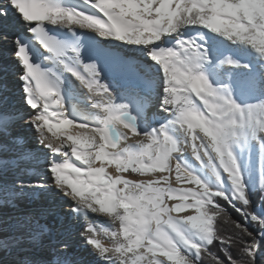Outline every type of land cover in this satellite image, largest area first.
Returning a JSON list of instances; mask_svg holds the SVG:
<instances>
[{"label": "snow or ice", "instance_id": "1", "mask_svg": "<svg viewBox=\"0 0 264 264\" xmlns=\"http://www.w3.org/2000/svg\"><path fill=\"white\" fill-rule=\"evenodd\" d=\"M82 2L91 11L53 0H0V20L22 24L50 54L45 59L56 61V71L42 69L19 36L12 40L23 107H6L0 100V154L11 155L14 166L35 159L27 136L18 131L24 127L51 157L46 176L3 187L2 203L14 204L28 192H51L67 202L66 215L85 216L78 235L94 264H258L264 250V215L252 207L232 145L250 134L264 147V96L242 104L233 95L231 71L224 69L249 66L231 56L214 59L206 43L184 38L181 30H210L250 48L264 62V0ZM47 25L68 28L72 36L50 35ZM77 28L147 48L163 73L162 123L140 129L136 121L153 100L135 87L120 91L110 87L105 70L108 60L119 53L109 45L85 54ZM173 34L179 37L175 47H152ZM44 52L38 50L36 56L43 57ZM72 88L82 91L96 111L75 118L77 114L65 105V94ZM76 127L80 136L67 132ZM182 145L191 147L197 161L211 166L215 180H230L235 194L213 190L187 170L178 159ZM73 157L86 167L70 162ZM112 164L119 175L107 172L106 166ZM0 166L7 169L9 163L0 160ZM129 170L147 179L129 180L123 176ZM261 189L264 199V181ZM225 205L243 219H233ZM88 213L103 217L109 226L97 230ZM218 221L224 222V230ZM193 229L202 234L200 239L190 238L197 234ZM0 235V249L42 250L40 264H83L68 240L58 238L43 211L0 222ZM235 248L239 256L233 255ZM21 264L38 260L25 253Z\"/></svg>", "mask_w": 264, "mask_h": 264}, {"label": "bare ground", "instance_id": "2", "mask_svg": "<svg viewBox=\"0 0 264 264\" xmlns=\"http://www.w3.org/2000/svg\"><path fill=\"white\" fill-rule=\"evenodd\" d=\"M9 21L11 20V18L8 19ZM19 26L22 28V24L18 23ZM17 25V24H16ZM18 27V25H17ZM184 30V29H182ZM12 32H14V29H11ZM216 34V33H215ZM220 37H223L220 34H217ZM3 36V35H0ZM15 38V36L12 38H7L8 44H5L3 40V42L0 41V58H6V56H4V54L2 55V53L4 52H9L8 48H11L13 43L12 40ZM225 38V37H223ZM226 39V38H225ZM230 43L232 45H234L235 47L239 48V43H232L230 41ZM238 45V46H237ZM241 46V45H240ZM241 50L242 49H249L250 48H245L244 46L240 47ZM130 49V48H129ZM134 50L138 51L140 50L142 52V54L146 55V48H141L140 46H134ZM252 51V50H251ZM142 60V62L144 63H150L152 60L150 58L149 55L146 56V58H144L142 55L140 56ZM253 58V64L252 63H245L244 65H248L249 67H239L236 69H232V70H228L231 71L232 74V82L234 85V89L235 91L233 92V95L236 97L237 100H239L242 104L247 102V101H251V100H255V99H259L260 97L264 96L263 94H258L254 92V95L252 94V88H251V83L250 85H248L249 82L247 81H243L240 80L241 76H244V74H250L252 75V73H257L256 76L250 78L251 80H253L254 78L257 80H260L261 77L264 76V71H258L256 65L254 64L255 61H261L257 58V55L254 54L252 56ZM251 59V58H250ZM11 60L7 59L6 64H1L0 65V100L3 101L4 106L6 107H15V108H20V105L18 103H16L17 99L16 98V94H17V86L19 84L17 77H15L16 81H11L14 76H11V74H8V72L10 70H6V71H2L4 69V66H6L7 64H11L12 67H16L18 65V61L16 59V57L13 55H11ZM7 67V66H6ZM259 67L264 69V63H260ZM13 69V68H11ZM226 70V68H225ZM225 72V71H224ZM226 73V72H225ZM163 79V76H162ZM162 81V80H161ZM254 82V81H253ZM254 84V83H253ZM161 89V88H160ZM78 93L82 94L83 97V93L80 92V90H78ZM142 95H146L148 97H150L153 100V103L150 107H148L145 111V114L142 118H140L138 121L141 124V126L144 128V131H147L151 128H155L159 123L163 122V118H162V114L160 113L159 110V101H160V96L162 94V89L160 94L158 93V91L155 93H149V92H144L143 90L140 92ZM84 98V97H83ZM127 97H120V99H126ZM78 97H74L73 94H70L68 97V101L69 104L72 105L71 109L77 114L75 118H79L81 115H87L91 112H95L96 110L91 109L89 104L88 107H84V102H81V105H77L76 103H78ZM21 133H23L25 136L29 137L28 139V147L31 151H33L36 155H35V159L33 160H26L25 162L21 163L19 166H14L13 164V158L11 155H9L8 157H4L3 154H0V160H6L9 163V167L7 169H4L2 166H0V200H4L5 197V193L3 191V187L5 188H10L13 184L14 181L17 180H24L26 178H30V180L32 181L33 176H36L34 178L36 179H40L44 176H46V174L48 173V163H49V159L51 157V153L49 152L48 149L43 148L39 142L35 139V137L32 134V131L22 127L20 130ZM67 132L72 133L74 135L80 136L81 135V130L76 127V128H68ZM178 134V135H176ZM176 137L180 138V134L176 133ZM135 139V138H134ZM133 140H130L129 143H133ZM243 140H248L249 145H248V149H247V157H248V162H251L254 164V166L260 170V168L262 169V167L264 166V147L261 146V142H258L257 140L253 139L251 137V135L249 134L248 136H246L245 138H243ZM198 143V142H197ZM68 144H71V141L68 142ZM182 147H184V152L181 153V155L178 157V159L180 160V162L182 163L183 166L186 167L187 170H190L193 172V174L197 175L199 178H201L204 182H207L206 178L209 176H213L211 172V166L201 162V161H197L195 159V157L191 154V147L190 146H184L182 145ZM39 150L37 153L36 151ZM70 151V149H69ZM59 158H57L58 160ZM70 162H74L76 164V166L78 167H86L83 166V162L82 161H76L75 157L72 158V161ZM100 162L97 161L96 164L98 165ZM106 170L109 174L115 176V175H119L120 173H118L116 171L115 165H108L106 166ZM123 176L129 180H140V179H147V176H134L129 174L128 172L123 173ZM225 182V187L223 191H226L228 189H232L234 194H235V188L234 185L231 184L230 180L226 179V178H222ZM37 181V180H36ZM35 182V181H32ZM217 186V183H216ZM42 198V199H41ZM28 199L33 200L35 202H38V204H43L44 206H47L49 211L52 212V216L51 218L49 217L48 213L46 214L48 221L53 225L54 229L56 230V232L58 233V238L61 240H71L73 238V235H70L69 232L75 230V232L78 230V227L81 228L82 225L84 224L85 221V216L83 214H75L76 216L73 217V219H70L69 215H66V212L68 210V205L66 207H64L63 211L60 212L59 208L54 209V207H60L61 208V202H63L62 200H60L58 197L53 196V194L51 192H46V193H42V192H37L35 194H33L32 192H28L25 196L19 198L16 202L20 203V205H22L20 207V209L18 210V212H16V214L14 216H5L6 212H4L2 219L3 221L6 220V222H8V220H11L12 218H14L15 216H17L20 213L23 212H27L26 210L29 209L28 208ZM59 206H58V205ZM4 205V203H3ZM56 205V206H55ZM54 209V210H52ZM3 213V212H1ZM57 213H60L61 217H64L62 220L59 221L60 216H57ZM261 215H264L263 211L261 212ZM87 219L90 220L93 224L94 227L97 228V230H100L102 228H107L109 225L107 224V222L105 221V219L103 217H95L93 216L91 213H88L87 215ZM2 222V220L0 221ZM75 226H77V229L75 228ZM67 231L68 233H65L66 236H63V231ZM193 232H197V230L193 229ZM202 236V234L198 233L195 236L190 237L191 239H200ZM102 240L106 241V238H104L103 236L101 237ZM77 239L78 241L76 243H72L71 242V246L72 249L74 250L75 253H77L79 255V257L81 258V260L83 261V264H94L93 259L88 255L87 249L84 247L83 245V239L77 235ZM10 249V253L9 257H7L9 259V261H14V264H21L22 262V258L25 255L24 253L26 251L24 250H33V249ZM34 252H31L30 255L37 257L38 260V264H40V258L42 256L45 255V253L40 250V249H36L33 250ZM17 254H20L19 257H15L17 256ZM22 255V256H21ZM16 259H18L19 261H16Z\"/></svg>", "mask_w": 264, "mask_h": 264}, {"label": "rangeland", "instance_id": "3", "mask_svg": "<svg viewBox=\"0 0 264 264\" xmlns=\"http://www.w3.org/2000/svg\"><path fill=\"white\" fill-rule=\"evenodd\" d=\"M248 145H249V142H248V140H243V138L242 139H240L238 142H236V143H234L233 145H232V150H233V153H234V156L237 158V163H238V165H239V167H240V170H241V174H242V176H243V178H244V183L246 182V177L248 176V173H249V182H247V187H249L251 190L252 189H254V185H257V184H259L258 182H259V178H260V176H259V174H256L255 173V171H257L258 172V169L254 166V164L253 163H251V162H248V157H247V149L249 148L248 147ZM247 164L249 165V164H252L253 165V170L252 171H248V168H247ZM255 170V171H254ZM128 173L129 174H131V175H134V176H139V174H137V173H133V172H131L130 170L128 171ZM262 174H263V177H264V171L262 172ZM35 177V176H34ZM32 178V181L34 180V181H36V180H38V179H36V178ZM206 180H207V182L206 183H208L209 185H210V187L213 189V190H224V187H225V182H224V180L222 179V180H220V181H217V180H215V177H213V176H208L207 178H206ZM203 181V180H202ZM216 183H217V186H216ZM223 192H225V193H227L228 195H234V192H233V190L232 189H228V190H226V191H223ZM5 211V210H4ZM6 212V211H5ZM3 214L4 213H2V214H0L1 216H3ZM1 216H0V221H1ZM2 221H3V219H2ZM6 221V220H5ZM10 220H8V222H9ZM0 237H2V235H0ZM10 250V249H9ZM32 251H27V252H25V253H28V254H30ZM24 253V254H25ZM9 254L11 255V253L9 252H7V255H6V258L3 260V261H1L0 262V264H14V261L12 262V261H9V259L7 258V257H9ZM20 256V254H17V256H15L16 258L17 257H19ZM22 256V255H21ZM16 261H19L18 259H16Z\"/></svg>", "mask_w": 264, "mask_h": 264}, {"label": "trees", "instance_id": "4", "mask_svg": "<svg viewBox=\"0 0 264 264\" xmlns=\"http://www.w3.org/2000/svg\"><path fill=\"white\" fill-rule=\"evenodd\" d=\"M248 193H249V197L251 200V204L253 209L256 212V209L258 206H263L264 207V199L261 198V192L262 189L259 188L257 191L255 192H250L249 189ZM225 207L227 208L228 212L232 215L233 219H243L233 208L228 207L227 205H225ZM218 227L221 228L222 230H224L226 228V225L224 224L223 221H218ZM252 231H257L256 227L253 225L251 228ZM213 251H216V249H213ZM233 255L234 256H239L240 255V250L238 248L233 249ZM4 256L3 253H0V261L2 259V257ZM258 264H264V250L261 251V254L258 256Z\"/></svg>", "mask_w": 264, "mask_h": 264}, {"label": "water", "instance_id": "5", "mask_svg": "<svg viewBox=\"0 0 264 264\" xmlns=\"http://www.w3.org/2000/svg\"><path fill=\"white\" fill-rule=\"evenodd\" d=\"M136 123L139 125L140 129L144 131V128L139 124L138 120L136 121Z\"/></svg>", "mask_w": 264, "mask_h": 264}]
</instances>
